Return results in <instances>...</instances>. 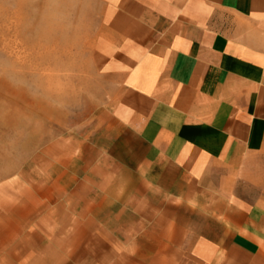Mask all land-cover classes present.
<instances>
[{"label": "crops", "instance_id": "crops-1", "mask_svg": "<svg viewBox=\"0 0 264 264\" xmlns=\"http://www.w3.org/2000/svg\"><path fill=\"white\" fill-rule=\"evenodd\" d=\"M99 2L92 107L0 183L14 251L264 264V0Z\"/></svg>", "mask_w": 264, "mask_h": 264}, {"label": "rangeland", "instance_id": "rangeland-1", "mask_svg": "<svg viewBox=\"0 0 264 264\" xmlns=\"http://www.w3.org/2000/svg\"><path fill=\"white\" fill-rule=\"evenodd\" d=\"M101 12L99 0H0V183L45 137L48 119L57 126L92 107L79 83L92 82ZM12 233L0 228V264H99L62 256L55 240L19 253Z\"/></svg>", "mask_w": 264, "mask_h": 264}]
</instances>
